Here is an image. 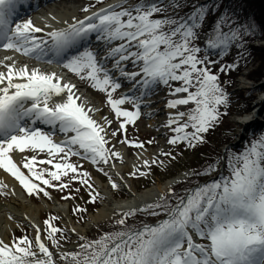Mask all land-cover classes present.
<instances>
[{
	"label": "snow or ice",
	"instance_id": "1",
	"mask_svg": "<svg viewBox=\"0 0 264 264\" xmlns=\"http://www.w3.org/2000/svg\"><path fill=\"white\" fill-rule=\"evenodd\" d=\"M31 7L30 0H0V49L55 62L87 81L106 94L119 126L109 132L112 119L104 117L103 123L94 119L91 114L99 109L89 106L65 77L27 63L18 66L13 56L0 59L4 69L0 71V169L30 196L49 197L48 189L64 191L70 182H79L92 190L94 203L99 193L89 182V173L72 158L90 161L107 176L104 165L115 167L110 162L121 159V153L113 150L115 145L109 147V136L125 134L119 143L144 149L142 142L127 138V126L136 123L141 107L147 106L145 98L160 85L174 97L166 107L176 110L168 113L163 125L173 133L167 143L188 147L203 143V134L227 115L221 108L229 102L219 75L212 71L218 61L209 57L222 58L233 47L242 48L245 37L255 32L254 24L234 23L218 2L209 6L199 0H168L167 4L165 0L135 4L117 0L66 28L38 36L44 29L21 17V9ZM93 41L98 47H93ZM129 65L138 70L127 71ZM237 66L222 65L219 72ZM121 78L131 89L115 98L123 86ZM190 104L187 110H179ZM222 159V165L218 159L196 173L216 178L186 189L183 195L169 189L156 202L119 213L113 231L92 240L81 236L74 250L61 243L68 238L55 223L57 216L47 218L44 229L32 225V237L0 239V264H264V134ZM157 162L153 159L151 164ZM151 164L143 161L144 168ZM138 174L147 175L140 168L130 173ZM108 179L114 190L120 188L111 176ZM138 214L157 220L129 224Z\"/></svg>",
	"mask_w": 264,
	"mask_h": 264
},
{
	"label": "rangeland",
	"instance_id": "2",
	"mask_svg": "<svg viewBox=\"0 0 264 264\" xmlns=\"http://www.w3.org/2000/svg\"><path fill=\"white\" fill-rule=\"evenodd\" d=\"M109 1L114 2L116 0H108L107 1L108 3L107 2L103 3L104 5L97 4V0H79L77 5L85 6L89 9V6L93 4L96 5L94 7L95 9L100 5L107 6V4H109ZM130 2L135 4L137 1L130 0ZM167 3L168 2H165V4ZM88 11L91 10L89 9ZM85 14H86L85 12H80L78 13V17H81ZM254 23H255V27L257 28V23L255 21ZM242 24L246 25L244 21L242 22ZM255 34L261 36V33H258L257 31L255 32ZM201 41L202 43H204L203 39ZM262 41L258 42L260 46H264V41L263 42ZM250 49L252 48L250 47L249 50ZM212 56L216 57L217 55L212 54L210 59L212 58ZM252 60L254 63L248 64L244 68V70L240 71V74L238 75L235 74V70H233L230 71L229 74H226L224 77H221V79H223V83H226V85H229L230 87L228 92H231V94L234 93L233 99H231L229 96L230 104L233 105L232 109H234L233 110L234 112L232 116L227 118L228 122L230 121L227 127H222L221 129H219L218 132L217 128L220 126V123H218V125L209 129V131L211 130V132L208 131L210 135L213 130L217 129L216 131L213 132V133L216 132L213 136L214 137L213 141L215 139L216 141L215 145L218 146V147L215 146V150L217 149L219 151V154L221 153L222 149H223V153L225 152L224 149H226V152L230 148L241 149L242 147L241 145H239V147L234 146V142L237 141L236 138L240 133V128L237 125L238 124L237 119L240 118L241 113L247 111V109L250 108L255 103V101L259 100V97L264 95L263 94L264 87H262L264 86L262 85L264 84V73H263L264 61L260 57H254L250 61ZM233 64H235V62H233ZM259 66L260 68L263 67V70L259 71L262 73L260 75H257L258 77H256V74H252V72L253 70H255V68ZM212 71L216 73L214 70ZM252 76L255 79L254 78L251 79ZM75 81L79 85H83L81 86L82 92L80 94L82 96V99L86 100L89 106L99 109V111L95 112L94 114H91L93 115V118L100 123H103L104 117H107L108 119H112L113 124L109 129V132L116 130L119 126V121H116L114 119V114L111 112L110 107L106 103V94L94 89L93 91L91 90L87 91L89 86V83L87 81H81L80 79H75ZM161 86L164 92L167 90H169L168 92H170V89L167 86L165 85H161ZM250 87L253 90H251ZM82 93H84V95H82ZM114 97L117 98L116 93L114 94ZM190 107H192L191 104L188 106H180L179 109L183 108L181 111H185L187 110V108ZM153 123L154 122H152V124ZM150 124L151 122L146 117H143V115H141L139 120H137L134 125L127 126V133H126L127 138L133 141L142 142L145 145L144 149H136L134 147L128 146L127 144L119 143V141L124 138L125 134H118L115 138L111 136L108 137V139L110 140L109 147L115 145V148L113 150L119 151L121 153V157H123V159L121 158L117 161H115L114 159L110 163L119 165L120 168L124 165L127 164L129 165L131 171L125 173V175H123L125 179L124 178L123 179L127 183H129V185H131L130 187L134 186L137 188V190H142L143 188L151 186L153 184L164 182L166 179L176 176L180 173H185V177L183 178V180L187 178L189 179V177L194 173V167L193 168L190 167L191 164L195 163V165H197L200 168L204 167V164L208 161V158L207 157L204 158V153L201 152L202 150H204L203 145L202 147H198L202 143H199L198 145L196 144L195 147H188L185 144L169 145L167 143V140L169 137L173 135L170 129L164 127L163 129L160 130H152L149 129ZM232 137L233 140H231ZM229 140H231V142L226 144V142ZM149 141H152V143L149 144L148 143ZM212 142L206 144H211V146L214 148ZM147 152H153L154 154L151 157H145L144 159L138 160V157L144 156V153ZM163 153H171V155L170 156L163 155ZM29 155L31 154L29 153ZM223 157L224 155L215 158L214 162H216L219 159L222 165ZM153 159H156L158 162L156 164H151V161ZM72 160L82 165V170L87 171L89 173V177H90L89 182L92 184L95 193H99V197L96 199L94 203L90 202L89 193L92 190L89 189L87 185H82L79 182H70V188L65 189L64 191H60L58 189H48L50 198L44 197L43 195L30 196L26 193V191L19 184V182L15 180L14 177H12L10 174L5 173L2 169H0V183L6 185V187H0V205L4 203L13 204V202H11L13 201L12 194H17V192L18 193L20 192L21 194L20 197H22L23 195L22 191H24V194L28 196L26 199L30 200L34 205H46L47 209L42 211L41 215L39 216V221L42 225V229H44L45 227L44 221L47 218L51 216L59 217V219L55 223L57 224L58 227L64 229V234L67 236L68 239L66 242L61 241V243H63L64 247L68 250H74L75 245L79 242H82L79 240V237L81 236L89 240L98 238L101 234H103L102 231L104 229H108V227L114 224L115 220L120 218L119 213H122L124 211L122 210L116 211L114 216L109 221H101L89 225V227L84 231V233H82L81 236H77V237L73 236L74 231H72V229H70L66 225L67 221L71 220L72 217H75L73 218L75 224L72 221L73 227L82 228V226H86V221L88 220L89 215L91 213L96 212L99 207L101 206L106 207V204L111 201L113 204H116V202L121 199L119 196L127 195V193L122 189V187H120L117 190L113 189V193H114L113 196L110 190L104 187V185L110 183L108 177L111 176L112 174L111 170H109L110 168L108 165H104L105 171L108 173V175L106 176L104 172L99 171L97 166L93 165L91 162L83 163L82 161H77L74 160L73 158ZM123 160H125V162H123ZM144 160H149L151 164L150 168L143 167ZM160 161H162L163 163H159ZM136 168H140L141 170L146 172L147 175L140 176L138 174L137 176H131L130 173L135 171ZM225 174L227 173L225 172ZM3 175L5 176L6 180H4ZM211 176L213 178H216L215 174ZM111 177L114 180V176ZM76 189H79V191L77 192ZM69 195H70L69 199L62 198L64 196H69ZM105 196H108L110 199H106ZM61 202L68 203L67 204L68 207L65 206L64 204H61ZM26 203L28 202L26 201ZM58 206L67 209L66 211H59L57 208ZM77 208L85 209L86 211L75 212L74 209ZM154 219L155 218L153 217H147V219L144 222L152 223ZM79 224L81 226H79ZM23 234H27L30 237L34 236L32 234V228L29 227L28 224L21 222L14 230V233L12 234V238L14 236L19 237Z\"/></svg>",
	"mask_w": 264,
	"mask_h": 264
},
{
	"label": "bare ground",
	"instance_id": "3",
	"mask_svg": "<svg viewBox=\"0 0 264 264\" xmlns=\"http://www.w3.org/2000/svg\"><path fill=\"white\" fill-rule=\"evenodd\" d=\"M75 1L78 2L79 0H75ZM105 7L107 6L100 7L96 9L94 12ZM84 8L87 7L75 5L74 8H70V7L59 8L56 9V11H54L53 14L46 15L43 18L48 23H52V26H57V27L62 26V28H66L68 24H72L75 21L80 20V17L78 18V13L83 12ZM92 13L93 12L87 13L86 15H83L81 17L89 16ZM39 18H42V16H39ZM48 31L50 30H44V32H42L41 34L45 35ZM93 45H95L94 47H98L96 42H93ZM27 64L29 65V67L32 66L31 62L29 61L27 62ZM127 69H134V68L129 65ZM2 70L4 69L0 68V71ZM71 82L77 86V89L79 90L78 94H81L82 92L81 86L77 84L74 81V79ZM89 90L93 91V88L90 87L87 89V91ZM82 95H84V93H82ZM169 98H170L169 92L167 91L164 92L161 85L159 86V88L156 89L155 93L151 95V100L153 102L152 104L153 111L145 115V117L151 122L149 129L160 130L164 128L163 125L167 121L168 112L171 111L173 112V110H170L166 107ZM182 109L179 110L181 111ZM152 122L154 123L152 124ZM153 154H154L153 152L144 153V156L138 157V160L144 159L145 157H151L153 156ZM121 158L123 159V157ZM16 159L19 161L18 156L16 157ZM123 162H125V160H123ZM109 168H110L109 170H111L112 172L111 176H114V180L118 184H120V187H122V189L127 193V195L122 197L119 201H117L116 204H113L112 201L107 203L106 204L107 208L102 206L99 207L96 212L91 213L89 215V218L86 221V226H82V228L73 227L72 225V221L74 222L73 218L67 221L66 225L70 229H72V231H74L73 236L76 237L81 236L82 233H84V231L89 227V225L93 223H98L101 221H109L114 216L115 212L118 210L126 211L131 208L144 207L147 204L156 202L162 194H166L167 191L171 189L179 180L185 177V173H180L176 176L166 179L164 182L153 184L151 186L143 188L142 190H137V188L134 186L130 187L131 185H129V183H127L124 180L125 178L123 175H125V173H127L128 171H131L128 164L122 166L121 168L119 165ZM117 173L119 175H117ZM4 180H6L5 176H4ZM104 187L109 189L113 196L114 193L111 184L108 183L104 185ZM20 195H21L20 192L19 193L17 192V194H12L13 201L11 202H13V204L4 203L0 205V238L3 239L5 242L11 241L14 230L21 222L28 224L29 227L32 228L33 235H35V232L33 230L32 225H38L42 229V225L39 221V216L41 215L42 211L47 209V206L34 205L30 200L26 199L28 196L24 195V193L22 197H20ZM105 198L110 199L108 196H105ZM26 201L28 203H26ZM61 204H64L65 206L68 207L67 205L68 203L66 202H61ZM16 205L20 208H18ZM57 208L59 211H66L67 209L61 206H58ZM79 226L81 225L79 224Z\"/></svg>",
	"mask_w": 264,
	"mask_h": 264
},
{
	"label": "trees",
	"instance_id": "4",
	"mask_svg": "<svg viewBox=\"0 0 264 264\" xmlns=\"http://www.w3.org/2000/svg\"><path fill=\"white\" fill-rule=\"evenodd\" d=\"M199 2L202 3L201 0H199ZM214 2H218L220 4V10L222 12H226V13L232 15L234 23H236L240 26H247V24L246 25L242 24V22L244 20L247 19L248 22L251 20L250 21L251 23H254V21H255L257 23V29L262 34H264V0H209V1L204 2V3H208L209 6H212V4ZM184 11L187 12V11H189V9L185 8ZM181 14H183V13H181ZM205 30L207 31V28ZM251 40H252L251 35L245 37L244 46L242 48H240V50H242L243 53L238 54L237 58L235 59V60L241 62L240 69L242 67H244L245 65H247L248 62L251 59H253L254 57H260L264 61V46L250 45ZM250 47L252 49L249 50ZM257 68H255V70H253L252 74L260 75L262 73L259 71L263 70V67L260 68V66H259ZM222 86L226 92L229 90L228 85L222 84ZM230 109H231V104H228L226 107H222L221 111L222 112L226 111L227 115H228V113L230 112ZM227 115H222L221 120L219 122L220 126L217 128L218 132H219V129H221L222 127H227V123H230V122H228ZM216 130H213L212 133ZM209 132H211V130ZM212 133L210 135H208L206 142L200 144V146H199V147H202V145H203L204 150H202L201 152L204 153V158L205 157L208 158V161L204 164L203 168L198 167L197 165H195V163L191 164L190 166L192 168L194 167L193 179L189 180L188 182H185V183H182V184L176 186V188H174V190L172 191L173 193L183 195L185 193L186 189H189L194 184H197L199 181L206 179L207 176H199V175H196V173L203 171L209 164L212 163L213 158L219 154V151L217 149L215 150V146H217V145H215V142H216L215 139L213 141V138H214L213 136L216 132L213 134ZM211 142H212L214 148L211 146V144H206V143H211ZM174 202L175 201H173V203ZM147 217L144 215L138 214L135 218L129 219L128 223L138 225L141 221L144 222L147 219ZM114 227H115V223L112 226L108 227V229H106V232L113 231Z\"/></svg>",
	"mask_w": 264,
	"mask_h": 264
}]
</instances>
